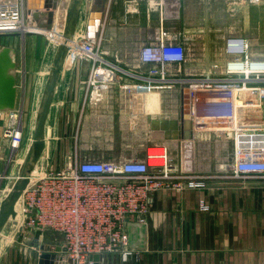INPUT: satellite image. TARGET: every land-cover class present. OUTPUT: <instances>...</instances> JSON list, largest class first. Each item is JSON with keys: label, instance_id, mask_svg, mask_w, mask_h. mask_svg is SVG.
Wrapping results in <instances>:
<instances>
[{"label": "crops", "instance_id": "obj_1", "mask_svg": "<svg viewBox=\"0 0 264 264\" xmlns=\"http://www.w3.org/2000/svg\"><path fill=\"white\" fill-rule=\"evenodd\" d=\"M17 1L24 2L0 0V4ZM43 1L31 0V4L38 7ZM237 2L239 0H180L179 3L138 0L136 12L125 14L124 0H116L102 27L105 59L118 69L137 74L139 68L133 64L135 44L154 42L163 34L166 40L178 42L185 48L191 42L204 44V56L184 62L181 73L176 76L202 72L212 62L211 49L221 46L224 37L252 36L244 30L245 22L241 18L231 16V13L240 14L241 4ZM53 26H61V20L54 18ZM84 27L83 23V32ZM43 32L34 33L51 39L55 38L54 34L63 37L60 32H50L51 35ZM9 39L11 35L0 36V46L14 48L3 44ZM28 39L33 42L36 38L28 36ZM52 52L47 50V56ZM22 56L25 81L20 85L19 68L14 59L17 85L14 114L19 118L23 138L12 158L9 145L2 137L10 114L0 113V198L6 195L0 200V206L10 194L8 185L16 182L17 169L32 143L33 121L39 116L54 58L52 55L50 66L32 67L28 61L31 54L26 52ZM34 67L37 71H33ZM90 67L88 62L72 63V53L67 48L45 115V153L61 154L62 158L75 153L80 161L118 163L141 161L149 148L164 146L177 170L195 177L225 174L218 173V169L231 161V151L205 164L211 151L198 144L194 135L190 147L172 138L178 134L170 126V122L178 120L179 105L174 90L150 94L160 93V114L161 104L167 105L162 116L152 115L149 93L124 91L123 86L131 87L136 81L131 77H122L118 86L90 95L85 83ZM150 67L142 66L140 72ZM33 73L36 76L31 80ZM202 167L205 170H201ZM205 184L202 189L155 193L149 213L141 222L146 225L147 250L134 253L125 264H264V180L216 176ZM201 204L206 210L200 208ZM8 247L7 239L0 234V264H32L25 254L15 260Z\"/></svg>", "mask_w": 264, "mask_h": 264}, {"label": "built area", "instance_id": "obj_2", "mask_svg": "<svg viewBox=\"0 0 264 264\" xmlns=\"http://www.w3.org/2000/svg\"><path fill=\"white\" fill-rule=\"evenodd\" d=\"M115 1L106 0L97 37L89 39L82 32L70 48L72 63L91 65L85 82L89 94L108 91L118 86L122 77H131L136 81L131 87L123 86L127 93L170 89L176 93L179 105V92L186 89L198 144L209 151H225L229 144L232 159L219 167L218 173L224 175L195 177L173 166L166 147L155 146L147 150L141 161H80L73 153L64 155L56 168L48 164L40 174H30L28 185L16 200L19 221L10 225L9 232L20 230L21 241L16 242L19 246L25 245L23 238L36 232L57 234L60 241L49 249L59 258L56 264H94L90 260L94 255L99 258L97 264H125L134 254L127 250L125 223L142 222L157 192L202 189L206 180L216 176L264 180V45L253 36H226L221 46L211 49L212 62L207 69L177 77L181 65L188 60H200L206 48L194 42L185 48L161 34L154 42L135 44L133 64L139 73H128L105 59L107 54L102 46V27ZM239 1L250 6L264 3ZM137 3L138 0H124L125 14L136 12ZM23 7L21 1L0 4V25L4 24L0 27L1 36L21 32L24 20H29ZM145 65L151 67L140 72ZM14 112L9 113L2 132L10 158L22 142V127ZM176 114L178 117L179 106ZM200 208L206 210L202 204ZM42 253L35 251L33 259L28 253L25 256L37 264Z\"/></svg>", "mask_w": 264, "mask_h": 264}, {"label": "water", "instance_id": "obj_3", "mask_svg": "<svg viewBox=\"0 0 264 264\" xmlns=\"http://www.w3.org/2000/svg\"><path fill=\"white\" fill-rule=\"evenodd\" d=\"M106 0H89L87 7V16L84 22V35L86 38L95 39L97 37L101 19L105 7ZM59 0H44L38 7L31 4V0H24L23 9L26 15L30 16V23L36 27V31L51 32L54 21V14L59 7ZM72 9V10H71ZM70 10H66L64 23V39L58 46L52 61V70L50 77L46 83L45 97L43 99L41 110L37 118L35 132L33 134V142L31 149L36 153H40L44 149L43 133L46 111L48 109L51 95L53 93L57 73L61 68L65 55L67 53V43L72 39L74 29L77 22V5L74 3ZM35 32V31H34ZM30 34V33H29ZM32 34V33H31ZM1 36V35H0ZM16 50L12 47L0 46V113H11L15 111L16 106V63L14 61ZM189 98L186 89L179 92V116L178 120L170 122V126L178 134L173 135V139H179L181 142H191L193 140L192 123L189 114ZM46 153L44 154L45 157ZM33 157V158H34ZM29 156L23 161L17 169L16 182L8 185L10 194L2 202L0 208V233L9 228L11 224H15L17 214L14 210V204L28 183V177L31 174L32 166L29 164ZM14 181V180H12ZM11 222H8V220ZM125 229L127 233V250L130 253L145 252L147 250V231L146 225L141 222H126ZM17 239L20 230L16 231ZM39 232L34 234L35 241L39 237ZM25 242L28 240L25 239ZM36 245V244H35ZM58 256L54 254H42L37 260V264H56ZM98 256L94 255L90 258L97 264Z\"/></svg>", "mask_w": 264, "mask_h": 264}, {"label": "rangeland", "instance_id": "obj_4", "mask_svg": "<svg viewBox=\"0 0 264 264\" xmlns=\"http://www.w3.org/2000/svg\"><path fill=\"white\" fill-rule=\"evenodd\" d=\"M231 1V0H228ZM234 2V1H233ZM16 3V2H14ZM74 3H76L77 5V22H76V26L74 29V33H73V37H72V41L74 39H76L78 37V35L82 34L83 29V23L86 20V16H87V7H88V3L89 0H62L61 4L59 6V8L64 11V10H70L72 8V6L74 5ZM239 4H241V8L239 10V15L231 13V16H237V18H241L242 21L245 22V29L247 30L246 32H248L249 34H252L253 37L258 38V40L261 42L260 44L263 46L264 44V3L259 5V6H250L248 4H246L245 2H237ZM229 15V14H228ZM239 16V17H238ZM65 21V19H64ZM20 24V21L18 22L17 25L18 26ZM22 25V24H21ZM28 23H23L22 25V29L24 28H28ZM242 27V25H241ZM22 29L20 30L22 33H25L22 35L21 32H17V34H13L11 35V39L9 40H4L3 44L7 43V44H11L14 49L16 50V62L19 68V74H18V83L23 84V82L25 81V75H24V58L22 55H26V52H29L31 54V56L28 58L29 64L33 67V66H42L47 65L50 66L51 61H52V55L55 56V53L57 51L58 46L62 43L58 40H54L49 38L46 35H39V33H27L24 32V30L22 31ZM243 28H241L240 30H242ZM37 34V35H36ZM54 34V33H53ZM61 35L64 34V26L63 29H61L60 32ZM28 36L30 37H35V41L31 42L28 39ZM54 36H56V34H54ZM59 37V36H56ZM64 38V37H62ZM70 40V41H71ZM1 42V41H0ZM29 45V46H28ZM29 49H31V51H29ZM47 50L53 51L52 54L50 56H47ZM26 59V58H25ZM23 69V70H22ZM37 69L34 67L33 71ZM36 74L33 73V75H31V80H34ZM43 80V79H41ZM158 105H154L155 110L153 112H157L158 114H160V105L159 108H157ZM167 108L166 103H162L161 104V114H163V111ZM160 114V115H161ZM162 116V115H161ZM264 119V118H263ZM36 123H37V118L33 121V134L35 132V127H36ZM33 134H32V138L30 140V142H33ZM24 135H26L24 133ZM23 138V136H22ZM32 145V143H31ZM31 145L30 148L26 154V156L24 157L23 160H21V164L23 163V161L29 156V164H31L32 169H31V175H38V173L40 174L43 169L47 168V165H51L53 168H56L58 165L61 164V160H62V156L61 154L59 155H55V156H51L48 153H46L45 157H44V150L41 151L40 153H36L37 156V160L36 157H34V152L31 149ZM227 147L225 151L219 150L218 153H216L213 149H211L210 153L207 154V158H205L206 160L204 161L205 164L207 162H209V164H211L210 162H213L214 160H216V158L223 157L225 156L229 151H230V145L226 144ZM227 151V152H226ZM218 154V155H216ZM48 155V157H47ZM34 157V158H33ZM19 160V159H18ZM209 160V161H208ZM47 161V162H46ZM20 162V160H19ZM205 167H202L201 170H205ZM38 172V173H37ZM34 178V177H33ZM10 231V226L8 229H6L4 232H1L0 234L3 233L4 238H9L7 240V243H9V249L8 250H12L13 254H14V259L18 261V259H20L22 256H24L25 253H28L29 255H31V258L33 259V254L35 253V251L37 250H41L44 251V253L42 254H53L49 251V249L53 246H55L56 243H58L60 241V237L55 234L52 233L50 231H46L43 234H39L38 239L35 241V237L34 235H29L26 237V239L28 240L27 242H25L24 244L16 245V242L21 241V236L19 235L17 237V239H14L16 237V233L17 232H9ZM36 244V245H35ZM21 256V257H20Z\"/></svg>", "mask_w": 264, "mask_h": 264}, {"label": "bare ground", "instance_id": "obj_5", "mask_svg": "<svg viewBox=\"0 0 264 264\" xmlns=\"http://www.w3.org/2000/svg\"><path fill=\"white\" fill-rule=\"evenodd\" d=\"M72 10V9H71ZM65 14H66V10H64V11H62L60 8H59V10H57L56 12H55V14H54V18H56V19H59V20H61V26H58V27H56V26H53L52 27V30H51V32H61V29H63V26H64V18H65ZM30 16H29V20H27L26 19V21L24 20V23H28V28H24V29H22V31L24 30V32H27V33H34V31L35 32H40V31H36L37 29H36V27H34V25L33 24H31L30 23ZM17 20H18V18H17ZM16 21V20H15ZM20 21V20H19ZM14 22V21H13ZM2 25H0V27L1 26H3L4 24L3 23H1ZM14 25H16V24H14ZM17 26H14V28H16ZM56 27V28H55ZM22 33V32H21ZM43 33H46V34H52V33H48V32H43ZM23 34H25V33H22V35ZM54 36V35H53ZM55 38L56 39H58L60 42H61V40H63L64 38H59V37H56L55 36ZM74 42V40L72 41H69L67 44V48L69 47V49L71 48V47H73L75 44L73 43ZM154 92H156V91H153V92H149V94L148 95H150V94H152V93H154ZM151 96V97H150ZM149 97H148V101H150L149 102V106L151 107V112H150V114H152V115H158V113L157 112H153L154 110H155V108L156 107H154V105H158L157 106V108H159V105H160V93L159 92H157V93H155L153 96L152 95H150ZM190 144H191V142H185V145L187 146V147H190ZM186 147V148H187ZM188 149V148H187ZM186 149V150H187ZM187 155V153H184V155ZM185 157H187V156H185ZM21 165V164H20ZM8 191H9V189H7ZM6 197V195L4 194L3 196H2V198H0V200L2 199H4ZM14 210H15V212H16V214H17V218L15 219V223H17L18 221H19V206H18V201L15 203V205H14Z\"/></svg>", "mask_w": 264, "mask_h": 264}]
</instances>
